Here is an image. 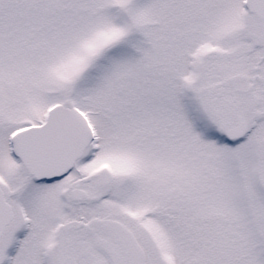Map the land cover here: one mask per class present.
Segmentation results:
<instances>
[{
  "label": "snow or ice",
  "instance_id": "snow-or-ice-1",
  "mask_svg": "<svg viewBox=\"0 0 264 264\" xmlns=\"http://www.w3.org/2000/svg\"><path fill=\"white\" fill-rule=\"evenodd\" d=\"M0 264H264V0H0Z\"/></svg>",
  "mask_w": 264,
  "mask_h": 264
}]
</instances>
